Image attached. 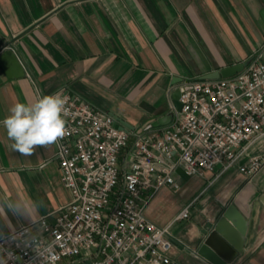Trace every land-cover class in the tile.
<instances>
[{
    "label": "crops",
    "instance_id": "0c3cea01",
    "mask_svg": "<svg viewBox=\"0 0 264 264\" xmlns=\"http://www.w3.org/2000/svg\"><path fill=\"white\" fill-rule=\"evenodd\" d=\"M263 43L264 0H0V54L11 48L19 60L13 69L0 61V121L17 102L68 91L133 129L161 128L174 119L181 81L244 63ZM12 143L0 123V194L42 199V216L54 222L71 198L58 145L25 157ZM263 151L264 139L221 176L178 169L179 191H149L146 216L160 226L173 222V264H215L208 254L220 260L216 250H201L231 204L247 234L230 264H264V166L242 170ZM190 203V216L177 220ZM7 220L0 238L28 226L10 212Z\"/></svg>",
    "mask_w": 264,
    "mask_h": 264
},
{
    "label": "built area",
    "instance_id": "2783aa9c",
    "mask_svg": "<svg viewBox=\"0 0 264 264\" xmlns=\"http://www.w3.org/2000/svg\"><path fill=\"white\" fill-rule=\"evenodd\" d=\"M177 88L182 109L172 103L173 121L154 129H133L79 94L62 92L69 113L57 157L71 198L54 222L43 217L52 264H173V222L160 226L146 216L149 191H179L178 169L191 177L221 176L264 139V43L238 74L186 79ZM262 166L264 151L242 170ZM27 227L0 238L14 253L7 264H37L30 249L9 243Z\"/></svg>",
    "mask_w": 264,
    "mask_h": 264
},
{
    "label": "clouds",
    "instance_id": "9594fccd",
    "mask_svg": "<svg viewBox=\"0 0 264 264\" xmlns=\"http://www.w3.org/2000/svg\"><path fill=\"white\" fill-rule=\"evenodd\" d=\"M67 98L62 92L38 96L33 102H17L9 110L2 123L7 137L13 141L11 148L22 156H32L37 147L48 148L58 144L67 134L66 117L69 109ZM42 199L32 200L30 197L0 194V220L10 224L7 214L21 218L28 227L9 238V243L17 247L30 249L35 255L37 264H52L55 256L53 243L44 236L45 221ZM14 256L10 247L0 244V264H7V259Z\"/></svg>",
    "mask_w": 264,
    "mask_h": 264
},
{
    "label": "water",
    "instance_id": "95a60500",
    "mask_svg": "<svg viewBox=\"0 0 264 264\" xmlns=\"http://www.w3.org/2000/svg\"><path fill=\"white\" fill-rule=\"evenodd\" d=\"M0 61H5L8 63L9 67L13 69L15 66L17 67L19 64V60L16 57L13 49L7 48L0 54ZM248 61L244 63L235 64L233 66H229L220 71L213 72L204 76V79H217L221 77H231L239 72H241ZM22 73V72H21ZM23 72L22 75H24ZM181 92L179 89L174 93V103L178 110L182 109V103L180 102ZM118 118V117H117ZM172 118V116H171ZM118 120L126 125L123 120L118 118ZM169 122L167 119L159 120L155 123L156 126L160 124H166ZM130 127V126H129ZM232 223L233 226L230 224ZM237 227L239 230L236 232L234 230ZM247 234V221L244 220L243 216L238 212L236 206L231 204L229 208L224 212L221 216L220 220L217 222L216 226L210 232L209 236L205 240V245L201 253H205L204 250L208 249V247L217 251L218 255L221 257L220 260L208 254V258L214 262L215 264H230L235 260L237 255L244 249L245 240ZM229 243L232 245V249H229Z\"/></svg>",
    "mask_w": 264,
    "mask_h": 264
}]
</instances>
